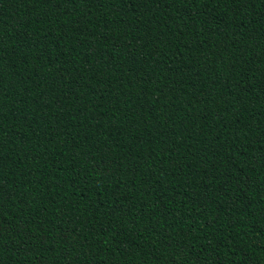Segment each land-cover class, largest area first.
Here are the masks:
<instances>
[{"label": "trees", "instance_id": "1", "mask_svg": "<svg viewBox=\"0 0 264 264\" xmlns=\"http://www.w3.org/2000/svg\"><path fill=\"white\" fill-rule=\"evenodd\" d=\"M0 264H264V0H0Z\"/></svg>", "mask_w": 264, "mask_h": 264}]
</instances>
